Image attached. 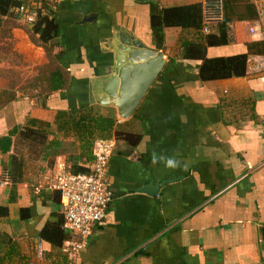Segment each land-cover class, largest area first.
Returning <instances> with one entry per match:
<instances>
[{
  "label": "crops",
  "instance_id": "1",
  "mask_svg": "<svg viewBox=\"0 0 264 264\" xmlns=\"http://www.w3.org/2000/svg\"><path fill=\"white\" fill-rule=\"evenodd\" d=\"M151 5L202 7V0H52L61 29L52 54L66 86L71 85L47 100L43 88L39 92L41 77L36 82L32 73L46 63L44 50L31 43L22 18L18 28L8 26L10 51L22 64L7 66L18 71V79L4 82L15 88L0 97L11 102L0 110V138L19 129L0 144V165L15 179L0 187V205L8 209L0 231L20 239L26 252L35 244L40 260L48 249L37 236L46 221L62 214L54 202L59 192L51 185L66 160L45 159L40 142L20 136L22 127L29 118L46 122L47 139H61L55 115L76 105L116 119L113 109L89 104V81L109 70L110 41L124 31L157 48L167 62L132 116L116 119L120 137H114L107 174L113 199L76 264H264V57L248 56L244 77L202 82L200 61L183 59L188 55L184 43L197 36L165 28L156 40ZM215 24L207 25V33L215 32ZM256 26L250 20L230 23L231 42L207 48L206 56L245 53V45L256 41L249 35ZM126 134L132 136L129 143ZM148 184L151 189L160 184L158 193L140 191ZM20 208L29 210L28 220H20Z\"/></svg>",
  "mask_w": 264,
  "mask_h": 264
},
{
  "label": "trees",
  "instance_id": "2",
  "mask_svg": "<svg viewBox=\"0 0 264 264\" xmlns=\"http://www.w3.org/2000/svg\"><path fill=\"white\" fill-rule=\"evenodd\" d=\"M30 3L31 0H0V30L4 27L3 22H6L3 19H6L7 22H13V24L20 21L19 7L23 5L28 7ZM51 3L52 0H37L34 5V22L28 24L29 27L21 26L29 34L32 43L44 48L45 52L50 54H52L54 42L61 31L56 23ZM222 4L223 20L215 24V32L209 31L206 34L202 33L201 5L170 8L150 6V29L156 40L162 38V32L165 28L191 30L193 35L197 36L196 41L184 43L188 55H184L183 59L200 61L197 75L202 82L244 77L247 73L248 56L264 57V39L247 43L245 45L246 52L242 54L227 57L206 56L207 48L226 46L231 42L230 23L240 20L258 21L259 19L258 10L250 0H222ZM199 39L202 42L196 43ZM52 57L55 61L53 71L46 73L45 78L41 75L39 80L40 83L43 82V90L46 92L43 100H47L54 94H57L58 97L63 90L69 89L71 85L66 86L65 73L56 65V62H59L53 54ZM170 63H174V61H170ZM10 103V101L6 99L3 101L0 98V110ZM42 107L46 108V104L43 103ZM54 121L58 126V131H63L61 139L57 137L47 139L50 134V124L32 118L26 120L20 136L33 142H40L43 145L45 159L65 157V170L68 173L78 174L90 171L91 148L95 139L120 137L116 119L98 114L90 106L80 107L76 105L69 107L68 110H58ZM18 133L19 129L13 127L8 136L0 138V144H7L11 141V136ZM123 138L129 143L132 136L126 134ZM8 172L12 185L15 179L13 173L9 170ZM54 199L55 205L60 206V194ZM7 214V207L0 205V218L7 217ZM29 218V210L20 208V220L26 221ZM63 223V214L58 215L56 221H46L38 234L37 237L48 244V249L46 248L41 253V260L38 257V249L35 248V244H33L32 249L26 252L20 244V239L10 237L5 232L0 231V264H66L63 246L70 240H76L77 237L74 234L66 233L63 229Z\"/></svg>",
  "mask_w": 264,
  "mask_h": 264
},
{
  "label": "built area",
  "instance_id": "3",
  "mask_svg": "<svg viewBox=\"0 0 264 264\" xmlns=\"http://www.w3.org/2000/svg\"><path fill=\"white\" fill-rule=\"evenodd\" d=\"M258 10L259 19L254 28L249 29V35L255 39H264V0H252ZM37 0H31L28 7L18 9L21 18L31 24L35 20L34 5ZM203 32L207 33V25L223 20L222 0H202ZM264 62V59H261ZM116 142L112 138L95 139L91 148L90 171L88 173H68L59 169L57 181L51 189L59 192L64 218L63 229L66 233L76 235V240H70L63 246L66 264H76V256L83 248L85 241L92 234L93 228L101 224L106 216L113 194L109 188L107 174L108 163ZM11 185L10 173L0 165V187Z\"/></svg>",
  "mask_w": 264,
  "mask_h": 264
},
{
  "label": "water",
  "instance_id": "4",
  "mask_svg": "<svg viewBox=\"0 0 264 264\" xmlns=\"http://www.w3.org/2000/svg\"><path fill=\"white\" fill-rule=\"evenodd\" d=\"M122 32L114 33L110 41L109 70L90 79L88 100L91 105L113 109L118 121L128 120L138 109L167 62L157 48ZM159 188L160 184L153 189L148 184L140 191L155 195Z\"/></svg>",
  "mask_w": 264,
  "mask_h": 264
},
{
  "label": "rangeland",
  "instance_id": "5",
  "mask_svg": "<svg viewBox=\"0 0 264 264\" xmlns=\"http://www.w3.org/2000/svg\"><path fill=\"white\" fill-rule=\"evenodd\" d=\"M8 26H11L14 28L16 25L13 24V22H5L4 27H2V29L0 30V42L3 41V43L0 44V97L4 94V92H8L10 89L15 88V86L13 85H8V84L4 85V82L9 83L10 81H16V79H18V76L16 74L18 73V71L13 70L12 68H9L7 66H11L12 64H18V63L22 64V59L16 54L13 55L12 52L10 51L12 50V47H11L12 43L9 41V38L7 36L8 33L6 29L8 28ZM22 29L24 28L22 27ZM23 31L27 34L28 38L30 39V36L25 31V29ZM32 44L36 48L44 50V48L39 47L34 43ZM45 59H46V63L43 64L41 68H38L36 71H32L33 74L34 73L36 74V76H34L36 79V82H37V79L40 78L41 75L43 78H45L46 73L51 72L54 69L53 64H55V61L53 60L52 54L46 51ZM7 69H11V70H7ZM43 86L44 85L42 84L39 92H43L42 90Z\"/></svg>",
  "mask_w": 264,
  "mask_h": 264
},
{
  "label": "clouds",
  "instance_id": "6",
  "mask_svg": "<svg viewBox=\"0 0 264 264\" xmlns=\"http://www.w3.org/2000/svg\"><path fill=\"white\" fill-rule=\"evenodd\" d=\"M168 165L171 167V166H174V162L172 160H169L168 161Z\"/></svg>",
  "mask_w": 264,
  "mask_h": 264
}]
</instances>
